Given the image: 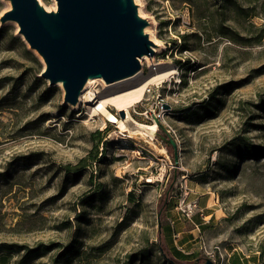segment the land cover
Wrapping results in <instances>:
<instances>
[{"label":"rangeland","instance_id":"1","mask_svg":"<svg viewBox=\"0 0 264 264\" xmlns=\"http://www.w3.org/2000/svg\"><path fill=\"white\" fill-rule=\"evenodd\" d=\"M132 2L143 76L173 73L108 109L147 137L66 103L0 0V243L50 248L8 264H264V0ZM161 108L162 128L142 114Z\"/></svg>","mask_w":264,"mask_h":264},{"label":"water","instance_id":"2","mask_svg":"<svg viewBox=\"0 0 264 264\" xmlns=\"http://www.w3.org/2000/svg\"><path fill=\"white\" fill-rule=\"evenodd\" d=\"M7 1L12 9L2 20L14 21L30 50L42 56V76L51 84L63 82L66 103H76L90 75L112 84L134 75L138 58L152 54V43L141 34L147 23L138 18L132 0H56V13L44 11L50 29L38 15L36 0ZM168 142L175 147L171 138ZM201 264L215 263L206 259Z\"/></svg>","mask_w":264,"mask_h":264},{"label":"bare ground","instance_id":"3","mask_svg":"<svg viewBox=\"0 0 264 264\" xmlns=\"http://www.w3.org/2000/svg\"><path fill=\"white\" fill-rule=\"evenodd\" d=\"M36 1H37V5H38V15H39L40 19L42 20V22L44 23V25L50 29V27L47 24L46 19H45V15H44L45 10L41 4V1L40 0H36ZM11 9L12 8H10V10ZM16 28L19 31L18 25ZM143 30L146 32L147 29L144 27L141 31V34L145 36L146 34H144ZM150 38L155 43L157 42L156 38L153 37L152 35L150 36ZM23 40H24V38H23ZM152 48L153 47L150 46L151 51H153ZM34 52H36V51L34 50ZM39 57L43 60L42 56L39 55ZM150 58L147 57V55H143V56L139 57L138 61L140 63V69L134 75H132L128 78H125V79L118 80L112 84H108V83L104 82L99 75H90L87 78L84 85L82 86V88L80 89L76 103L70 104V106L73 108H76L79 105V103H81L84 99L87 100L88 102H91L92 100H97V101H95V103L92 106H89L90 108H88V116L93 117L94 115L99 114V115H101V117H103L104 121L112 122L113 124L118 126V128L120 129L122 134H124V132H126V126H125L124 122L122 120H118L115 115H112V113L108 109V106H112V107L117 108L118 110H124L127 112L128 108H130L136 102H139L142 99L144 88L146 85L151 84V83L162 82L164 79L169 78L171 76V74L173 73L172 71H168V70L167 71L161 70V71L155 72V71H157V68L151 67L149 70L148 76L147 77H145L146 75L143 76V71H142L143 61H149ZM158 64H160V63H158ZM45 69H46V64H45ZM127 80H134V81H131L133 84H131L129 87H127L123 90H120V91H114L113 90V87L116 84H118L120 82H125ZM57 83H59L60 86L63 85L62 81H57ZM96 83H101L103 85V90H98L97 88L94 89ZM144 127L151 129V130H154L156 128L155 125H150V126L140 125L139 128L141 129ZM132 134H138V135L146 136V134L144 132H142L141 130L129 132L128 136H126L125 134L124 135L126 137H131Z\"/></svg>","mask_w":264,"mask_h":264},{"label":"trees","instance_id":"4","mask_svg":"<svg viewBox=\"0 0 264 264\" xmlns=\"http://www.w3.org/2000/svg\"><path fill=\"white\" fill-rule=\"evenodd\" d=\"M250 149H251L250 150L251 155H257V153L261 152L260 149H255V148H250ZM49 249H50L49 246H42V245H39L36 248H28L26 246L18 245L15 243H0V264H8L10 262V257L13 253H17V254L22 253L21 259L23 261H28L30 259L38 257L40 254L44 253L45 250H49ZM157 249L163 256L164 254L158 246ZM169 253L171 252L169 251ZM143 254L144 253H142L141 255ZM171 255L173 258V261L170 262L171 264L182 261L181 259L176 258L172 253Z\"/></svg>","mask_w":264,"mask_h":264},{"label":"built area","instance_id":"5","mask_svg":"<svg viewBox=\"0 0 264 264\" xmlns=\"http://www.w3.org/2000/svg\"><path fill=\"white\" fill-rule=\"evenodd\" d=\"M151 90L149 89L148 90V92H150ZM164 105H166V104H164ZM168 106V105H167ZM166 110H169L170 109V107L168 106V108H165ZM161 112H158V113H156L155 112V110H149V111H146V112H144V113H142V114H144V116H145V118H149L150 120H152V121H158L159 123L161 122V120H162V116H163V114H162V112H165L164 111V108H161ZM116 116V115H115ZM117 117V116H116ZM118 118V117H117ZM105 123H107V124H110V125H115V124H113L112 122H108V121H104ZM116 126V125H115ZM195 205H193V207H194ZM189 208H190V206H188ZM187 216H189V215H187Z\"/></svg>","mask_w":264,"mask_h":264},{"label":"crops","instance_id":"6","mask_svg":"<svg viewBox=\"0 0 264 264\" xmlns=\"http://www.w3.org/2000/svg\"><path fill=\"white\" fill-rule=\"evenodd\" d=\"M211 216H212V213H211V214H209V215H207L206 217H211ZM206 217H205V218H206Z\"/></svg>","mask_w":264,"mask_h":264}]
</instances>
